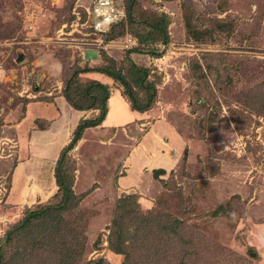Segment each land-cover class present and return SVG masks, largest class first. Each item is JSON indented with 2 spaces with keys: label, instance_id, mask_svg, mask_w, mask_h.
Here are the masks:
<instances>
[{
  "label": "rangeland",
  "instance_id": "rangeland-1",
  "mask_svg": "<svg viewBox=\"0 0 264 264\" xmlns=\"http://www.w3.org/2000/svg\"><path fill=\"white\" fill-rule=\"evenodd\" d=\"M92 1L0 0V203L9 194L15 166L19 163L22 175L29 161L32 171L40 175L33 177L31 171L24 190H30L32 200L39 194L37 200L43 205L58 201L51 198L56 187L49 173L59 142L54 133L47 136L39 130L61 107L44 102L62 90L64 77L74 68L105 65L102 54L113 56L125 68L127 50L139 46L142 52L130 58L138 66L150 67L149 79L157 90L154 106L140 113L141 121L85 130L68 153L74 169L73 191L83 199L65 217L83 226L84 262L102 259L101 264H123L124 257L108 249L107 239L119 198L137 194L143 212L157 210L162 185L152 174L137 184L132 170L127 176L130 186L118 182L129 171V155L147 144L157 150L163 147L156 161L179 158L160 177L172 178L162 210L198 224L206 245L215 243L245 264H264V109L244 98L255 82H264V0H139L130 17L128 0H112L120 13L117 22L132 18L136 23L133 32L107 41L108 47L103 36L93 34L91 21L86 23L84 8ZM160 14L169 17V41L164 46L154 43L155 38L138 23ZM250 72L258 76L255 81ZM82 75L80 82L87 84L90 77ZM111 86L123 90L117 83ZM29 101L41 103L30 104L25 115ZM115 108L112 115L120 116L121 122L131 116L121 102ZM38 118L43 122L35 121ZM163 128L177 134L176 151L167 145L168 133L163 138L150 132L153 138L145 140L149 130L158 133ZM63 132L61 124L57 135ZM140 142L144 146L134 151ZM33 178L44 194L36 190ZM197 190L203 191L199 199ZM182 202L184 209L178 212ZM221 204L227 205L226 210L211 217ZM34 206L24 202L21 210ZM10 220L0 217V237L16 221Z\"/></svg>",
  "mask_w": 264,
  "mask_h": 264
},
{
  "label": "trees",
  "instance_id": "trees-1",
  "mask_svg": "<svg viewBox=\"0 0 264 264\" xmlns=\"http://www.w3.org/2000/svg\"><path fill=\"white\" fill-rule=\"evenodd\" d=\"M138 1L128 0L127 17L132 6ZM168 22L167 14H160L138 23H141V26L155 38L154 43L159 42L164 46L169 41ZM134 23L136 21L132 18H127L125 22L113 23L101 37L103 36L105 42L117 39L127 31L133 32ZM136 26L138 25H135V28ZM135 38L140 40V36ZM138 47L127 50L124 56L127 63L125 68L119 67L118 61L114 58L102 54L106 61L105 65L74 68L64 77L61 93L65 101L77 111H91V116L78 121L68 144L62 148L55 162L53 177L56 191L51 198L55 200L56 197L58 201L55 203L46 201L44 205L34 203V207L23 209L24 212H21L19 218L5 227L0 237V264H101L103 262L102 259L84 262L86 237L83 236V226L78 220L69 221L65 217L71 210H76L83 199L73 191L74 169L68 153L82 138L85 130L101 125L107 113L110 94L108 84L95 79H89L87 84H82L79 77L87 73L105 76L123 89L121 95L126 98L131 111L149 112L156 102L157 90L155 83L149 79L150 67L138 66L130 58V54L142 52ZM156 55L158 57L161 53ZM249 77L252 81L258 78L252 72L249 73ZM255 84L247 89L244 98L251 103H258V107L264 109V82H255ZM47 100V103H51L53 97ZM95 111L97 113L94 114ZM183 154L182 158H185L186 154ZM197 158L194 161H197ZM164 174L162 169L152 172L153 179L161 182L162 185V191L158 193L161 199L156 204V211L143 212L137 194L125 195L117 200L107 238L108 249L116 255L123 256V264H245L236 254L215 243L206 245L202 233L198 231V224H193L190 219L177 218L162 210V205L166 204L164 196L166 191H170L172 180V178L169 181L160 179ZM163 189L164 193H162ZM201 192L203 191L197 190L195 193L198 199L202 197ZM204 194L208 195L205 192ZM182 197L185 198L184 202L188 201V197L183 193ZM184 202L178 207V212L184 209ZM226 207L227 205L224 204L219 205L210 216L217 217L226 210ZM163 209L167 208L163 207ZM219 252L224 259L219 258Z\"/></svg>",
  "mask_w": 264,
  "mask_h": 264
},
{
  "label": "crops",
  "instance_id": "crops-1",
  "mask_svg": "<svg viewBox=\"0 0 264 264\" xmlns=\"http://www.w3.org/2000/svg\"><path fill=\"white\" fill-rule=\"evenodd\" d=\"M106 43H105V47H108L109 43H107V44ZM110 57L113 58V56H110ZM85 77H90V79H95V80L101 81L102 83H106L109 85V88H110V98L108 99V102H107L106 116H105L104 120L102 121L101 125H99L98 127H95V128H104V129L119 128L120 126L131 124L133 122H138V121H141L143 119L140 113H138L136 111H131V109L129 107V103L127 102V100L124 97H122L120 91L118 92L116 87L111 86L112 84H114L113 81H111L107 77L102 76V75L97 74V73H87V74H85ZM52 95H54V96H52L53 101L51 103L44 102V104L47 106H54V105L56 106L57 104H59V106L61 108L59 111H57L56 115H54L52 117V119L47 120L48 122H46L44 120L45 124L39 130L40 132L38 131L39 133H42V134L47 135V136L54 133V135H56L55 139L59 142V145L54 147V149H56L55 151H56L57 155H56V159L54 160V162L52 161L53 167L51 168L52 170H50V173H49V175H51V177H53L54 166H55V162L59 156V153L62 150V148H64L68 144V142L71 138L70 137L71 133L73 132L74 128L77 126L78 121L80 119H85V118L91 116V111H77V110L71 108L69 106V104L65 101V99L63 98L61 90H59L57 93H54ZM120 102L124 105L125 112L127 113V115H131L129 118H125L122 122L119 119L120 116L118 117V116L112 115V113H116V112H113V110L115 109L114 111H116L115 107ZM34 103H41V102H30L29 104H27L25 115H27L28 106L30 104H34ZM95 113H97V112L95 111L94 114ZM113 117H114V119H113ZM35 121H38L40 123V122H43V119L38 118ZM161 122L158 123V125H160L159 127H162V126L164 127V125L160 124ZM61 124H62V128H63L64 132L59 137V135H57V129L59 128V126ZM150 126L152 127V124ZM153 129H154V126H153ZM89 130H91V129H89ZM87 131H85L83 134H85ZM147 131H148V129L146 130V132ZM152 131L153 130L151 129L145 134V137H144L145 140H146V138L149 139V137H150V139H152L153 137L151 136V134H157V137H163L164 138L163 134L168 133V141H166L167 145L169 146V149L176 151L175 148H178L180 142H178V140H176L175 137H178V136L174 132L173 129L172 130L169 128L159 129L158 133H155L154 131L153 132ZM150 132H151V134H150ZM178 139H180V138H178ZM55 141L53 143H55ZM29 142H30V139L28 138L27 143H29ZM48 142H49V140H48ZM142 145L144 146V143L140 142L139 147L135 148L134 151H136V149H141L140 146H142ZM146 146H144L145 148L142 147V149L139 150V152L137 150L135 153L133 152L134 154L129 155L130 157L127 158V160H129V162L131 163L129 166V169H128L129 171L127 172L126 176L119 178V181H118L119 184H122L124 186H126V185L130 186V180L127 178V176L128 175L131 176L132 170L136 171V173H135L137 175L136 178L134 176H132V177H133V180L136 181L138 184V183L143 181V178L147 174L148 175L152 174V172L146 173V171L148 169L152 170L155 168L156 170L162 169V170L168 171V170H171L175 166V165L173 166L175 161L179 160V158H178V159H175V161L173 162V161L168 159L169 157L166 158V159H168V160H166L163 156V159H165V160L156 161L155 156H156L157 152H159V153L161 152V149H163V147H161L160 150H157V147L155 148V146H150L147 144H146ZM159 155L156 157H159ZM152 156H154V158H151ZM26 164L29 165V169L25 170L22 173V175H21V170L19 169V167H17V166H19V163L15 167V170L13 171V174H12V182H11L9 194L6 196L5 201L1 200V203H0V217H2V216L8 217L9 216V218L11 219L10 221H14V220H17L19 218V216L21 215V212H22L21 208L23 207L24 202L33 203V204L34 203H41L40 201L37 200L39 197V194H37V193L34 194V198L32 200V197L30 195V190L29 189L24 190L25 181L32 171L31 167H33V165L30 163V161L26 162ZM138 169H139V171H138ZM32 172L35 173V175H33V177H35V176L39 177L40 171H36V169H35ZM148 172H149V170H148ZM18 176H20V178ZM35 183L37 186L36 190L41 191L39 193L44 194L45 189L43 188V186L38 184L37 180H35ZM1 226H0V228H2Z\"/></svg>",
  "mask_w": 264,
  "mask_h": 264
},
{
  "label": "built area",
  "instance_id": "built-area-1",
  "mask_svg": "<svg viewBox=\"0 0 264 264\" xmlns=\"http://www.w3.org/2000/svg\"><path fill=\"white\" fill-rule=\"evenodd\" d=\"M84 9L87 16L86 23L91 21L89 27L95 35L106 33L110 26L120 19V13L115 9L112 0H93L91 4ZM75 14L78 18L79 13L76 12Z\"/></svg>",
  "mask_w": 264,
  "mask_h": 264
}]
</instances>
